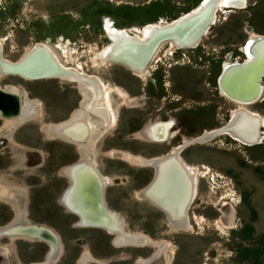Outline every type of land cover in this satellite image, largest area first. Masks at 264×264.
Masks as SVG:
<instances>
[{
    "label": "rangeland",
    "instance_id": "1",
    "mask_svg": "<svg viewBox=\"0 0 264 264\" xmlns=\"http://www.w3.org/2000/svg\"><path fill=\"white\" fill-rule=\"evenodd\" d=\"M203 1L0 0V43L6 60L19 62L51 37L55 41L50 49L64 66L73 67L56 47L59 40H69L80 48H74L79 53L73 56L86 52L82 63H88V74L101 78L113 96L119 97L114 89L127 94L121 104L109 95L117 106V120L104 133L93 131L91 160L109 180V208L123 217L128 233L147 239L143 247H119L106 231L79 227L77 217L60 203L69 187L62 172L81 160L82 151L46 129L69 122L82 108L83 88L65 80L0 77L2 89L13 88L23 101L42 104L39 116L14 124L9 132L0 118V190L26 194V201L19 202L26 209L21 223L42 226L62 238L64 251L54 264H80L86 253L100 264H143L155 256L151 242L171 245L164 255L168 264H264V141L246 147L224 135L186 149L185 163L205 172L189 211V232H173L161 210L137 197L154 172L127 158L161 157L228 121L236 106L220 95L217 81L225 62L245 60L241 49L253 33L264 36V0H248L243 10L222 11L196 49L165 46L147 80L124 67H98L94 61L110 44L102 27L104 17L115 21L117 29L133 28L138 34L148 24L178 19ZM263 99L248 110L264 118ZM171 120L172 133H179L173 139L158 143L145 135L148 125ZM223 212L234 216L230 227ZM17 215L13 204L0 196V229L13 224ZM46 243L0 234V264H45L50 259Z\"/></svg>",
    "mask_w": 264,
    "mask_h": 264
},
{
    "label": "bare ground",
    "instance_id": "2",
    "mask_svg": "<svg viewBox=\"0 0 264 264\" xmlns=\"http://www.w3.org/2000/svg\"><path fill=\"white\" fill-rule=\"evenodd\" d=\"M212 3L216 4L218 7L217 12L215 11L214 13L215 18H216V24L217 22H219L218 16L222 11H231L230 9L243 10V9H246L248 6V0H208V2L205 4L203 9H201L203 12L201 13V15L207 14V11L209 9L207 8L208 4H212ZM196 9L197 8H195L194 11ZM187 14H183V16ZM176 20L171 21L169 23H164V24H148L144 28L138 29V31L140 32L139 34H132L130 32H127L126 29H117L121 31L123 30L125 35L129 34V36H134L135 38L140 40L143 43V45H134L128 42L126 39L117 37L116 32L113 29H110L109 27L111 22L107 21L105 31H107V36L111 38L114 44L112 47H109L108 45L101 52L95 55L94 61H95L96 66L103 67L106 65H114V66H121V67L126 68L125 66H123L124 64H113V62L120 63V61L125 60L126 62L129 63V66H130V68H126V69H128L130 72L132 71V73L135 74L136 76L147 80L149 77L152 76L151 69L153 68L155 61L159 58V55L164 48L163 46V48H161L159 53L158 51H156V53L158 54L156 55V58L154 59L153 63L148 68V70H146L145 68L143 69L144 67L143 65L147 61L149 62V59L153 55L155 47L157 46V43L160 42L161 40V38L159 37V34H157L155 31L170 27L172 26L171 25L172 23L176 24L174 23ZM203 21H204V16L201 18H198L188 28V30L184 31L183 33L180 32L178 33L176 37H173L174 40L176 41V44L175 42H172L171 44H167L166 46L168 47L170 46L171 48L182 49L179 47L180 46L179 44H181L180 43L181 40L183 38H189L192 35H195L198 31L199 26L201 25ZM181 34L184 36L181 37L180 36ZM252 36L256 37L258 36V34H253ZM35 46H36V49L34 50ZM35 46L19 62L13 63V62H10L4 59L3 46L0 43V77H20L26 81H35L33 79H37V78L44 79V80L61 79V80H65L68 82L77 83L79 84L81 88H83V91L84 93H86V96L88 98V103H86L85 105V112L91 111L90 105L94 103V100L96 99L95 90L97 93H99V91L103 89L102 88L103 86L101 82L99 81V79L95 76H88V75L81 74L80 72L73 70L72 68L69 69L68 67L61 65L62 63L60 62V60H58L55 57V55L51 52V50L46 45L40 43V44H36ZM261 52H264V50L263 51L261 50ZM230 62H234V61L229 60L226 62V65ZM239 76L240 75H235L234 80H232L231 83L235 84L236 82L235 79L238 78ZM0 89L4 90L1 87ZM110 90H111L110 88L104 89V93H102L103 94V98H102L103 101L101 100L102 103L99 102V105L94 104V106L97 107L98 110L100 106L104 107L105 97L107 94L110 93ZM4 92L6 94H9L12 97V99H16L20 101V113L19 114H13L12 116L7 117L5 112L2 113L0 111V118L3 120H6V125H7L6 128L9 132L11 131V128L14 127L15 125L19 123L27 122V120H29L31 117L36 115L35 114L36 111H35V108L33 107L35 106L34 105L35 103L28 102L29 101L28 99L23 101V99L21 98L17 90L11 88L9 90H5ZM240 93H238L240 97L246 95V93L244 94H240ZM88 94H90V97L88 96ZM224 94L226 95V93ZM112 100L113 99H110L108 95L107 101L110 102L108 103L109 105L108 111L112 112V114H115V108H114L115 104L113 105L114 101ZM235 109L237 110H234L236 111L235 113L233 111L234 114L232 113L233 116L231 117V121L229 123L224 124L223 125L224 127L220 126L223 128L218 129V130L208 131L211 134H209L208 137L205 138V135L207 133L206 131L204 134H202L201 136L195 138L193 141L188 143V145L177 148L171 154L178 155L186 147L192 144H200L199 142L204 143L206 141L210 142L209 140H213L217 136H220V135L222 136L223 134L226 135L225 133L231 134L234 138L239 140L238 142L235 140L234 141L237 143H240L243 146L252 147L254 146V144L257 145L258 143H260L261 142L260 127H261V124L262 125L264 124V118L261 115L259 116L247 110L249 109V107L247 106H242V105L236 106ZM245 111L249 112L250 114L240 115L241 112H245ZM3 114H5L7 118H3ZM85 114L86 113L77 114L76 119L74 118L75 121L73 124L69 126L65 125L63 128H61L60 131L62 135L66 138H73L79 141L80 140L82 141L83 139H85L84 138L85 137L84 136V133H85L84 126H85V120H86L85 117L88 116V115L85 116ZM258 121H260V125L258 124ZM100 124H101L100 126H104V123H100ZM232 136H229V137L232 138ZM85 155L86 156L81 158V160L78 163L65 168L62 172L70 182L69 188L66 191L62 199V203L64 207L68 211L75 213L79 216L80 219L77 225H79L80 227H84V228L91 227V228L101 229V230L106 231L108 234H110L111 236L115 238L114 243L116 246H119V247H127V246L143 247L145 246L148 242L146 241L147 239L142 235H134V234L128 233L125 228V222H124L123 217L120 214L111 211L109 206H106L107 181L105 180L104 175L98 169V167L93 164L91 160V153L90 154L87 153ZM163 158L164 156L161 158L155 159V161H153V164L151 165L155 169V171L157 170V179H156L155 186L151 187L152 189L149 192H151L155 187H157L156 184H158L159 180H160V183L162 182V179H160L161 173L159 170L160 168L162 169L163 167L159 163L161 162ZM168 165H173L175 168L178 169V166L175 164L173 160L167 162L164 167ZM195 169L198 171H201V169H199L198 167H196ZM207 170H210V169H207ZM203 176H205V172ZM189 177L191 178L190 175ZM174 178L176 179V177ZM191 180L194 184L195 194H196L195 181L193 178H191ZM171 191H176V190H174L173 188V190ZM144 192L148 193L146 189L144 190ZM168 193H170L169 190H168ZM189 193H190V190H189ZM186 203H185V206H186ZM185 206H184V209L181 211L182 212L181 215H179L181 216L182 222L184 223L183 228H187V226L189 225V223L185 224L184 213L187 210V207ZM104 207H108L107 209L113 217L108 216L106 214V212L104 211ZM164 213L166 214L169 220V217H168L169 215L167 214V212H164ZM172 213H176V212L172 211ZM22 224L23 226H28V225H31V226L27 228L23 227V228H18V229L10 228L7 231H4V233L2 234H4L5 236H8V235L12 237L21 236V237L29 238L31 240L46 241L47 242L46 244L49 245L51 254L49 252L50 259L45 264H54L55 262H57L62 252V246L60 248V244H59L60 237L57 234H54L51 230L44 229L42 226L37 225V227H35L36 225L29 224V223L25 224L23 222ZM173 227H176V226H173ZM58 244H59V249H58ZM160 260H161V263L164 264V259L163 260L160 259ZM150 263L151 262H148L146 264H150Z\"/></svg>",
    "mask_w": 264,
    "mask_h": 264
},
{
    "label": "flooded vegetation",
    "instance_id": "3",
    "mask_svg": "<svg viewBox=\"0 0 264 264\" xmlns=\"http://www.w3.org/2000/svg\"><path fill=\"white\" fill-rule=\"evenodd\" d=\"M107 19L108 17H104L103 18V22H102V27L103 29L105 30L106 28V25H107ZM112 22L114 23V26L116 27V23L115 21L112 20ZM117 28V27H116ZM127 32H129L127 29H126ZM131 33V32H130ZM137 33V32H136ZM133 34V33H132ZM135 34V33H134ZM139 34V33H138ZM62 38V37H61ZM60 38V39H61ZM65 39V38H64ZM54 39L49 37V38H46V43H42L44 45H46L49 49H50V46L49 44H53L54 43ZM60 42L62 43L63 42V39L60 40ZM51 50V49H50ZM64 51H69L68 49H65ZM51 52L53 53V51L51 50ZM70 53V52H68ZM3 54H4V48H3ZM54 54V53H53ZM55 57L59 60V58L56 56V54H54ZM4 57V56H3ZM5 59V58H4ZM60 63V62H59ZM61 64V63H60ZM63 65V64H61ZM96 65V64H95ZM64 66V65H63ZM69 69H73V70H76L78 72H80L81 74H84V75H88V76H95L97 77L96 75H92V74H88L87 72H81L79 70H77V68L74 67H68ZM152 75V73H151ZM99 79V81L101 82L102 84V88L99 93L96 92L95 90V94H96V99L94 100V103H92L90 105V108H91V111H88V112H85V116L88 115L86 118V122H85V126H84V138L86 139H83L82 141L80 140H76V139H73V138H66L62 135L60 129L63 128L65 125H71L74 123V118L76 119V115L79 114L80 112H84L85 111V105L86 103H88V100H87V96L85 95L84 91L82 90L83 94H84V100L81 104V109L78 110L74 116L72 117V119L69 121V122H66L65 124H59V125H55V126H51L49 128H47L46 130L48 131V133L50 134V136L52 137H55V138H59V139H62L64 141H68V142H73V144H77L79 146V148L81 149L82 151V158L85 157L87 153H92V146H93V131L95 129H98V130H101V133H104L111 125L114 124L115 120H117V117H116V113L115 114H112V112H109L108 111V103H107V96L110 95V96H113V93L114 92H111L109 94L106 95L105 97V100H104V107L103 106H100L99 107V110L97 107L94 106L95 105H99V102L102 103V98H103V94L104 93V89H106V87H104V83L102 82V79L97 77ZM141 78V77H140ZM57 80H61V79H57ZM145 80V79H144ZM64 81V80H63ZM74 83V82H72ZM74 84H77V83H74ZM79 85V84H78ZM111 91V90H110ZM114 91L117 93V95L119 97H115V100H117V102L119 101V104L121 103H125L126 102V98H127V94L125 92H123L122 89H114ZM120 91L122 93H120ZM19 95L21 96V94L19 93ZM88 96L90 97V94H88ZM109 96V97H110ZM22 98V96H21ZM28 98V97H27ZM23 99V98H22ZM26 100V99H25ZM30 100V99H28ZM90 100V99H89ZM102 100V101H101ZM132 103L136 104L137 101L136 100H131ZM30 103H34L32 101H28ZM36 104H38V107L37 105L36 106H33L36 110V113L38 111L39 108L42 107V104L40 102H35ZM118 105V103L116 104ZM31 106V107H32ZM115 106V105H114ZM116 109L117 107H115V112H116ZM237 110V109H236ZM248 110V109H247ZM236 111H234L235 113ZM35 113V114H36ZM233 113V114H234ZM232 114V116H233ZM40 114L37 113L36 115H34L33 117L31 118H34V117H37L39 116ZM111 115V117H110ZM115 116V118H114ZM94 117L97 118L94 119ZM114 118V119H112ZM31 120V119H30ZM103 120V121H102ZM29 121V120H28ZM27 121V122H28ZM104 123V126H100L98 123ZM229 123V122H227ZM149 126V128H148ZM146 127V132L145 135L149 136L150 137V140L154 141V142H158V143H166L167 141L173 139L175 136H177L179 133L177 134H174L172 133L173 129H174V126H175V122L174 120H171L169 122H156V123H152L150 125H148ZM230 126V125H229ZM224 127V126H223ZM223 127H218L216 129H213V130H218V129H221ZM228 127V126H227ZM262 124H261V127H260V132L262 131ZM59 130V131H58ZM211 134L210 132L207 131L206 135H205V138L208 137V135ZM226 136H232L231 134H228V133H225ZM102 135V134H101ZM201 136V135H200ZM221 136V135H220ZM224 136V134L222 135ZM219 136H217L216 138H214L213 140H216ZM197 138V137H196ZM231 138V137H229ZM195 138L191 139V140H185L184 143H182L181 145L179 146H176L175 148H173L170 153H167L166 155L168 154H171L173 151H175L177 148H180V146H185V145H188V143H190L191 141H193ZM233 140L235 141H239L237 140L236 138H234L232 136ZM213 140H209L210 142L213 141ZM207 142V141H206ZM199 142L200 144H207L209 142ZM192 145H196V144H192ZM190 145V146H192ZM188 146V147H190ZM186 147L183 151H181V153L179 154V158L182 162V164L184 165V167L186 168L188 174L191 176V178L194 179L195 181V185H196V194H195V199L191 205V207L189 208V210L187 211V216H188V221H189V225L187 226V228H183V222H182V218L181 216V211L184 209V206H185V203H186V200L188 198L187 195H189V190H190V183H189V180L188 178H186L181 171H179L177 168H175L173 165H168L166 167H163V170H162V173H161V178L162 179V182L160 183V180L158 182V184H156L157 187H155L151 192H148V193H145L144 190L147 189L150 184L153 182L154 178H155V169L151 166L153 164V161H155V159H158V158H161L163 156H166V155H163L161 157H156V158H152V159H146V158H142V157H132V156H128V160H130V162L132 163H135V164H138L140 166H144L146 168H150L153 170L154 172V176L152 178V180L149 182V184L144 188L142 189L141 191H139V193H137V197L141 200H144V201H147L149 202L151 205H153L154 207L158 208L159 210H161L163 212H167V214L169 215V220L166 216V214L164 213L166 219H167V222L169 224V227L170 229L173 231V232H178V231H186V232H189L191 230H193V227L191 226V217L189 215V211L191 210L195 200L197 199V186H198V182H199V178H201L203 176V172L202 171H198L196 170L195 168L196 167H191L189 165H187L185 163V161L182 159V154L186 151V149L188 148ZM246 147H251V146H246ZM123 156H125V154H123ZM125 158V157H124ZM93 162V161H92ZM94 164V163H93ZM95 165V164H94ZM96 166V165H95ZM169 167V168H168ZM174 169H173V168ZM191 168V169H190ZM166 170V171H165ZM171 170V171H170ZM171 173V174H170ZM200 173V174H199ZM175 175V176H174ZM182 175V176H181ZM188 175V176H189ZM194 175V176H193ZM164 177V178H163ZM176 177V179L174 178ZM178 177V178H177ZM173 178V179H172ZM180 178V179H179ZM175 179V180H174ZM105 180L107 181V184L109 183V180L107 177H105ZM175 182H174V181ZM186 180V181H185ZM188 180V181H187ZM69 181V180H68ZM177 181V182H176ZM174 183V184H173ZM168 184V185H167ZM176 184V185H175ZM69 185H70V182H69ZM174 185V186H173ZM187 186V187H186ZM168 187V188H167ZM189 187V188H188ZM69 188V187H68ZM67 188V190H68ZM165 188V189H164ZM176 190V191H171V190ZM188 190H187V189ZM66 190V191H67ZM168 190L170 193H168ZM65 191V192H66ZM188 191V192H187ZM172 192V193H171ZM65 194V193H64ZM63 194V196H64ZM170 194V195H168ZM175 195V196H173ZM63 196L61 198V201L60 203L62 204V199H63ZM154 197V198H153ZM156 201H155V200ZM180 199V200H179ZM180 202H179V201ZM159 203H158V202ZM171 201V202H169ZM176 202V203H175ZM163 205V206H162ZM166 205V206H164ZM181 205V206H180ZM62 206L64 207V205L62 204ZM106 206H109V203H108V200H107V193H106ZM65 208V207H64ZM106 209L108 207H105ZM66 209V208H65ZM67 210V209H66ZM108 210V209H107ZM68 211V210H67ZM172 211L176 212V213H172ZM69 213H71L72 215L76 216L77 219H78V222H79V216L75 213H72L70 211H68ZM175 214V215H174ZM177 214V215H176ZM223 221L226 225H228L229 227L231 226V224L233 223V214L231 213V215L227 216V213L226 212H223ZM174 216V217H173ZM179 219H177V218ZM172 218V219H171ZM182 224V225H180ZM79 226V225H78ZM173 226H176V227H173ZM80 227V226H79ZM178 227V228H177ZM91 228V227H90ZM29 239V238H27ZM147 241V240H146ZM154 246H155V249H156V253H155V258L158 257L159 255H162V260L166 258V260L164 261V264H168V261H167V257H164V255H166V252L169 251V249L171 250V245H169L168 243L166 242H151ZM59 244H60V248H61V245L63 244L62 242V238L60 237V241H59ZM158 244V245H157ZM168 244V245H167ZM161 245V246H160ZM167 245V246H166ZM164 250V251H163ZM63 251L64 249L62 250L61 252V255L60 257L62 256L63 254ZM164 253V254H163ZM51 254V252H50ZM60 259V258H59ZM58 259V261H59ZM153 258H151L150 260H152ZM159 259H156L154 260V263L153 264H159V262H155V261H158ZM169 260V259H168ZM161 261V260H160ZM148 261H145L143 264H146ZM58 263V262H57ZM56 263V264H57Z\"/></svg>",
    "mask_w": 264,
    "mask_h": 264
},
{
    "label": "water",
    "instance_id": "4",
    "mask_svg": "<svg viewBox=\"0 0 264 264\" xmlns=\"http://www.w3.org/2000/svg\"><path fill=\"white\" fill-rule=\"evenodd\" d=\"M208 2V0H204L200 7H198L195 11L189 12L185 16H181L178 20H176L174 23L171 24L172 26L167 27L165 29H161L158 31H155L157 34H159V37L161 38L160 42L157 43V46L155 47L154 53L149 59V62L147 61L143 66V69L145 68L148 70V68L153 63L154 59L156 58V55L160 52L161 48L163 46L165 47L167 44H171L172 42L176 41L173 37H176L178 33L184 32L188 30V28L198 19L204 16V21L201 23V25L198 28V31L195 35H192L189 38H183L181 40V44H179L180 48L182 49H193L197 48L203 41V39L207 36V34L211 31V29L216 24V18H215V11L217 12V5L212 3L208 4V11L206 15H201L203 7ZM232 10V9H230ZM205 11V10H204ZM107 21H110V29H113L116 32V36L119 38L126 39L128 42L134 44V45H143V43L135 38L134 36H129V34H124L123 30H117V28L114 26V23L108 18ZM107 34V31H106ZM254 34V33H253ZM252 34V35H253ZM250 36L248 40L246 41L245 45L242 47V53L245 56V60L243 62H230L227 65L224 64L221 74L218 78L217 85L218 90L220 94L227 98L230 102L235 104L236 106H253L256 103H258L264 94V52H261V50H264V36L258 35L256 37ZM183 37L184 35H180ZM110 40L109 47H112L114 42L111 40V38L108 36ZM178 47V46H177ZM36 49V46L34 47V50ZM159 49V50H158ZM158 51V53H156ZM113 62V61H112ZM125 62V63H124ZM113 64H124L126 68H130L129 63L125 60L120 61V63L113 62ZM128 66V67H127ZM142 69V70H143ZM132 72V71H131ZM235 75H240L238 78L235 79V84H232L231 81L234 80ZM35 81L38 80H44V79H33ZM5 90L0 89V111L2 113L5 112L6 116H12L13 114H19L20 113V101L16 99H12V97L9 94H6L4 92ZM241 92V93H240ZM226 93V95L224 94ZM238 93L244 94L245 96H239ZM4 110V111H3ZM3 114V118H7ZM249 115L250 113L245 111L241 112L240 115ZM258 124L260 125V121H258ZM149 128V126H148ZM147 129H145L144 132H146ZM256 144H254L255 146ZM181 147V146H180ZM173 160L175 164L178 166V169L182 172V174L188 178L190 183V193L187 198L186 206L187 210L184 213V219L185 224H188V216L187 211L191 207L193 201H194V194H195V187L191 180V178L188 176L187 171L182 164L181 160L179 159V154H168L164 156V158L161 160L159 164L164 167L167 162ZM163 168H160V173H162ZM160 175V174H159ZM157 179V170L155 171V178L153 182L150 184V186L146 189V191H150L155 186ZM66 193V192H65ZM65 195V194H64ZM64 197V196H63ZM63 204V203H62ZM104 211L108 216H111V213L104 207ZM55 239V238H54ZM59 249V244H58Z\"/></svg>",
    "mask_w": 264,
    "mask_h": 264
},
{
    "label": "crops",
    "instance_id": "5",
    "mask_svg": "<svg viewBox=\"0 0 264 264\" xmlns=\"http://www.w3.org/2000/svg\"><path fill=\"white\" fill-rule=\"evenodd\" d=\"M0 196H2L5 200L10 202L11 204H13V206L17 209V212H18L16 221L13 224H11L10 226H7L5 228H1L0 229V234L4 233V231H7L10 228L18 229V228H23V227H25V228L30 227L31 225L23 226V224L21 223V221L24 219V216L26 215V209H24V207H22V205H20L21 203H19V202H20L21 199H23L22 197L26 198V194L22 193L21 191H18V190H14V189L12 190V189H8V188H4L3 190H0ZM18 196L20 198L19 200H18ZM23 201L25 202L26 200L23 199ZM18 226H20V227H18ZM10 237H12V236H10ZM16 237H18V236H16ZM19 237H21V236H19ZM39 241H41V240H39ZM161 258H162L161 255H159L156 258L154 256L152 260L159 259L158 261H155V262H157V263L159 262V264H162L161 261H160ZM152 260H150V261L148 260V262H151L150 264H153L154 261H152ZM80 264H100V263H98L97 261L93 260L91 258V256L86 253L83 256L82 261L80 262Z\"/></svg>",
    "mask_w": 264,
    "mask_h": 264
},
{
    "label": "built area",
    "instance_id": "6",
    "mask_svg": "<svg viewBox=\"0 0 264 264\" xmlns=\"http://www.w3.org/2000/svg\"><path fill=\"white\" fill-rule=\"evenodd\" d=\"M132 30H133V28H129L128 29V31L129 32H131L132 33ZM60 41V40H59ZM58 41V43H57V45H56V47H57V49H60V50H62V52H63V56L64 57H67V59H69L70 61H73L74 62V64L72 63V65H73V67L75 66V68H77V70H79V71H81V72H90V70H89V68H88V63L87 62H83L82 63V59H84L85 58V53L86 52H84V54H81V55H79V56H73V55H76V54H78L79 53V47H77L76 45L77 44H75V43H72L71 41H69V40H65V42H59ZM69 42V43H68ZM50 45V44H49ZM78 48V50L77 49H74V48ZM65 49H68L69 51H64ZM194 49H196V48H194ZM186 50H188V49H186ZM193 50V49H192ZM241 51H242V49H241ZM68 52H70V53H68ZM73 54V55H72ZM159 62V58L155 61V64H157ZM155 64L153 65V68H152V70H154L155 69ZM224 64H226V62L224 63ZM220 93V92H219ZM221 95V94H220ZM222 96V95H221ZM263 96H264V94H263ZM264 97H262L261 99H263ZM264 100V99H263ZM261 101V100H260ZM233 104V103H232ZM235 105V104H234ZM236 106V105H235ZM234 110H236V109H234ZM233 110V111H234ZM233 111L231 112V115H230V118L228 119V121L227 122H230L231 121V117H232V113H233ZM226 122V123H227ZM226 123H224V124H226ZM223 124V125H224ZM222 125V126H223ZM263 127H264V124L262 125ZM263 141H264V132H262L261 131V142L260 143H258L257 145H259V144H261V143H263ZM206 170V169H205Z\"/></svg>",
    "mask_w": 264,
    "mask_h": 264
}]
</instances>
